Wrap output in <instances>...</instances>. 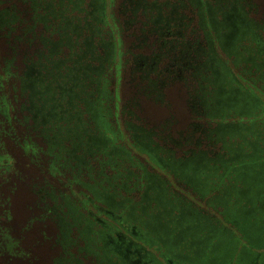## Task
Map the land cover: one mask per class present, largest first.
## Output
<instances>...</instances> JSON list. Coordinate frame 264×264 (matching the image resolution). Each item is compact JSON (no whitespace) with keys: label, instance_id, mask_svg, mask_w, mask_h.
<instances>
[{"label":"trees","instance_id":"1","mask_svg":"<svg viewBox=\"0 0 264 264\" xmlns=\"http://www.w3.org/2000/svg\"><path fill=\"white\" fill-rule=\"evenodd\" d=\"M19 1L23 2L21 8L13 0H0V264H130L129 258L137 257L131 256L136 252L134 247L126 258L119 253L121 240L116 237L112 241L107 233V229L114 231L113 222L125 223V219L114 217L89 196V192L113 193L116 200L122 201L117 206L132 205L138 211L134 213L138 218L141 193L151 183L147 178V182L141 181L134 167L143 165L135 155L123 153L129 143L122 144L120 136L109 131L106 121L103 103L107 96L102 77L111 60L113 45L107 41L108 45L99 46L97 32H90L95 25L88 22L86 27V17L63 13L65 8H76L72 0ZM118 12L126 29L131 28L128 53L133 105L138 107L143 99L163 102V88L178 83L187 94L194 120H203L194 128L198 145L214 139L209 133L214 124L205 120H221V115L206 114L203 106L211 87L207 85L211 59H221V70L226 69L222 76L224 87H235L240 98L246 97L245 102L258 104L251 115L236 120L248 121L252 130L243 125L230 134L241 133L246 137V142L240 140L243 151L247 152V137H259L261 132L258 141L264 150V131L255 125V119L264 117V102L256 94L257 91L264 94L261 47L264 41L253 38L257 28L264 33V14L260 20L253 18L258 14L256 3L252 0H121ZM211 18L217 24L216 29L211 26ZM229 21H235L242 33L232 36L227 48L222 37L224 24ZM76 23L78 27L74 28ZM49 35H57V40L53 41ZM87 36L90 45L83 44ZM229 60L236 75L227 64ZM258 83L262 84L260 88ZM240 102L232 108L239 107L243 103ZM128 114L133 131L147 129L150 137L175 148L163 157L175 170L171 164L176 159L175 151L180 152L177 157L184 154L181 160L187 155L184 130L172 134L166 125H147L135 112ZM95 135L106 138V144H94ZM140 141L134 139L130 145L144 153ZM263 150L258 157L246 153L234 161H221V185L226 183L221 190L226 206L222 214L226 215L229 207L233 215L235 208L244 203L239 187L248 180L238 176L244 167L233 168L246 164L254 173L259 172V164L264 165ZM149 161L153 166L158 165L154 158L149 157ZM174 170L173 175L186 181V173L179 170L174 173ZM215 174L218 176L219 172ZM219 183L215 179L214 184ZM232 184L236 186L231 187ZM155 190V186L149 188L148 193L153 196ZM134 195L140 199L135 200ZM18 196L25 215L18 216L12 209L13 198ZM149 207L154 210L153 205ZM262 213L256 209L254 216L237 224L246 234L251 221H255V226L261 223ZM99 214L108 219L100 218L104 223L98 222L94 215L99 217ZM97 224L102 228L96 227ZM234 234L238 243L241 237ZM247 249L250 258L264 264V251L255 257V252Z\"/></svg>","mask_w":264,"mask_h":264},{"label":"rangeland","instance_id":"2","mask_svg":"<svg viewBox=\"0 0 264 264\" xmlns=\"http://www.w3.org/2000/svg\"><path fill=\"white\" fill-rule=\"evenodd\" d=\"M74 1V7H68L65 8L64 14H72L71 16L78 15V16H84L86 19L92 24L94 29L90 32L96 33V40L99 38L102 41V44L99 46H105L104 44L107 43V41H110L113 45V52L111 56V60L109 62V65L107 64V68L105 70V75L102 77V85L105 86V94L107 98L104 101V107L105 112L107 113L106 121L109 125V131L112 133H116V136L119 135L121 138L122 144L127 143H133L134 139L130 135L129 127L127 121H131L130 118H128V113L135 112L143 121L144 124L147 125H154L158 127L167 126L169 128L170 132L172 134H175L178 130L182 131L184 130V135L189 134V131L191 128H194V126H189L190 121L194 120L193 111L187 104V94L185 93L182 86H180L178 83H173L170 86H166L162 90V99L161 101L156 100H140L138 107L136 105L132 104V99L134 97L133 88L131 87V84H129V77H130V54L128 53V49L131 45V38L129 34L131 33V28L128 30L122 23L123 19L119 15V3L121 0H72ZM95 2L96 4H101V8L94 9V6H90L89 2ZM254 3L258 6V14H254L253 18L260 20L262 13L264 14V0H252ZM15 2L17 7L22 6L23 2L19 0H13ZM9 4V2H8ZM48 9V8H47ZM67 15V16H68ZM264 17V15L262 16ZM98 19V21L96 20ZM69 20V18H68ZM98 22V23H97ZM97 27V28H96ZM96 30V31H95ZM263 30V29H262ZM260 30V28L255 30V36L254 39L259 38L261 41H264V33ZM90 32H86L87 34ZM86 34L85 32H83ZM80 34V35H84ZM52 37V40H57V35H49ZM258 40V39H257ZM224 47H227L226 45ZM259 47V45H258ZM263 47L264 50V46ZM102 48V47H101ZM228 48V47H227ZM65 51V50H64ZM221 56L224 57V54L221 53ZM3 56H1L2 59ZM243 61L246 59L245 57L242 58ZM228 66L232 68L233 73L236 75L237 71L234 69V66L232 62L228 61ZM239 75V74H238ZM100 85V86H102ZM262 84H257V87L260 88ZM259 95V100L264 102V94L257 93ZM131 99V100H130ZM130 100V101H129ZM128 102H130L128 104ZM248 102V101H247ZM258 103V102H257ZM128 104V105H127ZM249 108H240L233 106H223L221 105V111L219 112H207L206 114H220L221 115V123L228 124V123H234L236 120H239L240 116H248L253 113V111L257 110L258 104L251 105L250 102H248ZM251 105V106H250ZM256 123L255 125L261 126V131H264V117L259 116L257 119H255ZM199 122H203V120H196ZM244 127L247 130H252V127L249 126V122L244 120L243 122ZM131 124V123H130ZM165 126V127H166ZM249 133V132H247ZM259 137L261 138V132H259ZM175 136V135H173ZM193 140L196 139V135L194 134ZM222 138L228 140L231 139L235 142L240 141V135L237 134H230L226 133L225 135L221 136ZM249 138L247 141L248 148L247 152L250 153L249 156L251 157H258L259 153L261 151L260 147H253V140L256 139L253 136L247 137ZM262 138H264V134L262 135ZM195 142V141H194ZM161 143V141H160ZM259 143V142H258ZM139 147L145 151H148L147 154L144 151V153H131L137 157L139 162L143 165V167H138L137 165L134 167V171L139 173L142 178V182L146 181V176H144L145 171H153L154 173L160 175L162 178L165 179L167 185V194L171 197L178 198L183 201H191L193 205L196 208H200L204 213H215L217 215H221V222L224 223V225L229 229L230 231L236 232V235H238L239 241L236 244L232 254L230 253L227 255V257L224 259V262L230 261L232 264H251L252 258L250 256L244 255L243 252H245L243 249L246 247H249L253 252L255 253H262L264 251V239H258L254 240L251 239L248 234L243 231V229L237 224L240 220H246L249 217H241L238 216L236 213V208L234 210V214L237 216H232L229 211L226 212V215L222 214L223 211V199H221V205L215 201L214 197L215 195L219 194L220 191L223 189L224 185H221V190L219 185H215L214 187H210L209 191L206 192H197L196 189L191 188L187 185V182L182 179L181 177H176L175 174L171 173L174 169L171 168V165L163 158L164 153H155L154 151H151L149 147H145L142 145V143H139ZM260 146V143L258 144ZM253 153V154H252ZM264 153V150L262 151ZM175 156H178L180 152L174 153ZM253 156H252V155ZM149 157L154 158V162H156V166H153L152 163L149 161ZM264 157V154H263ZM237 157L233 156L231 157V160H235ZM254 159V158H252ZM264 162V161H263ZM246 165V164H245ZM245 165H241L242 167ZM162 167V168H161ZM223 171H221L222 173ZM175 173V171H174ZM262 174V175H261ZM257 175H260L259 178ZM256 178L259 180L264 179V173L257 172ZM143 176V177H142ZM226 181V178L223 180ZM223 184V183H222ZM254 186H257V183ZM102 186L98 185V188L101 189ZM218 187V188H215ZM259 188H261L264 191V181H262L259 184ZM206 193V194H205ZM90 198L95 200V203L100 206L101 208L107 209L110 211L114 217H120L124 218L125 223L129 226L136 225V236H138V240L143 242L145 244V247L149 249L155 256L161 257H167L171 258L172 264H180V263H186V260L183 259L182 254L180 255L179 249L176 245L174 247H169L167 244L162 243L156 236L161 235L159 232V235H156L152 232H148L145 227L140 223L138 220L141 219V217L135 218V215H129L126 214V211L129 210L128 205L129 204H122V206L118 207L117 204H112L108 200L106 201L104 197L101 195L102 192H95L94 194L89 192ZM135 200H138V196L134 195ZM244 203L246 202V198L243 197ZM13 205L12 209L16 215L21 216L25 215L23 210V202H21L20 196L17 198H13ZM23 200V198H22ZM120 200V199H118ZM257 200V199H256ZM253 202V206L257 209V211L260 209L258 207L259 202L258 200ZM24 201V200H23ZM155 202H152L151 205H153ZM249 203V202H248ZM127 206V207H126ZM181 205H176V208L172 211L174 215H178L180 213L179 208ZM264 207H262L263 209ZM264 210V209H263ZM239 213V212H238ZM99 217L101 219H108L106 215L99 214ZM110 220V219H109ZM255 221H251L249 225H253ZM138 226L140 227V230L138 231ZM98 228H102V225L97 224ZM262 230V229H261ZM264 230V229H263ZM233 232V233H234ZM243 232V233H242ZM248 232V231H247ZM263 232V231H261ZM108 236L112 241H114L116 238V234L114 231H110V229H107ZM247 237V238H245ZM263 235V233H262ZM186 239V238H185ZM241 239V240H240ZM177 247V249H176ZM241 252V254H240ZM223 261V260H222ZM256 264H259L258 260H256Z\"/></svg>","mask_w":264,"mask_h":264},{"label":"flooded vegetation","instance_id":"3","mask_svg":"<svg viewBox=\"0 0 264 264\" xmlns=\"http://www.w3.org/2000/svg\"><path fill=\"white\" fill-rule=\"evenodd\" d=\"M89 5L94 6V9H98L101 8L102 3L96 4L95 2L91 1L89 2ZM76 20L78 21L79 19L76 18ZM79 21H81V19ZM88 22L89 21L84 20L86 27ZM211 26L213 29L217 28V24L213 18H211ZM76 27H78L77 23L74 28ZM97 42L100 45L102 44L101 39H98ZM219 43L221 45V39L219 40ZM83 44H92L91 39H89L88 36L85 37ZM106 44L108 45L109 42L105 43L104 45ZM223 44L225 45V43ZM211 60V71L207 77V85H211V87L210 91H207L206 93L207 98L204 100L203 109H205L207 112H219L221 111V105H223L221 104L222 95L230 93L228 96H230L231 99L236 100L237 98L240 99L238 96L240 92L235 87L229 86L228 89L224 87L225 82L221 81V78L222 80L224 79L222 76L225 75L226 69L224 70L222 67L221 70V59L212 58ZM245 99L246 97L241 95V100L243 103L239 105V107H249L248 102L244 101ZM197 122L199 121L192 120L190 121L189 126H194L195 128ZM205 122H207V124H214L210 129L211 132L209 131L210 135H212L214 139H209V141L202 142L200 145H198V139L196 138L193 140L194 128H191L186 139L188 146L186 152H184L187 154L185 155V159H180L184 156V154L181 153L180 157L175 156L176 159L171 161V164L175 168L174 171L179 170L181 174L186 173L185 175L187 185L193 189H198L199 192H203L207 188L214 187L216 185L214 184L215 179L220 181L218 185L221 190V165H223L221 164V161H229V159H231L233 156H245L246 153H248L243 151L244 146H242L241 140L238 142H235L231 139L226 140L224 138L221 140V135L239 130L241 127H243V123L235 121L234 123L224 124L221 123V120H205ZM127 123L131 137L134 139H141L140 142L142 145L149 147L151 151H154L155 153L174 152L175 148L173 146L160 143L159 140L150 137L148 134L149 130L140 129V132H135L131 129L130 121H127ZM239 135L246 142V137L241 133H239ZM257 137L252 142L254 148L259 147V138ZM94 141V144L104 145L106 144L107 139L103 136L95 135ZM233 143L235 145H233ZM260 147L261 150H263V146ZM125 148L126 149H124L123 153H139V151H135L130 144H127ZM175 153H177V151H175ZM259 166L262 170L264 169L263 163H260ZM241 167L242 166L240 165V167H234L233 169L237 170ZM226 168L227 166H224V169ZM242 170L243 171L239 172L240 175L238 176H242L243 179H247L248 181H253V179H256L257 173H254L251 166L249 167L248 165H245L244 169ZM217 171L219 172L218 176L215 174ZM144 176H147V179L151 180V183L147 184L141 193V204L138 208L141 213L138 216L141 217V219L138 220L148 232H152L156 235H159L160 232L161 235L156 237L162 243L167 244L169 247H174L176 245L179 248L177 249L176 247V249L179 250L178 253H180V255L182 254L183 259L186 260V263L180 264H221L224 262V259L227 257V255L230 253L232 254L237 244L234 240L235 234L233 231L227 229L224 223L221 222V215H217L215 213H204L200 208H196L191 201L187 200L185 202L178 198L176 199L174 197L167 196L168 194L166 195L165 193L168 184L164 178L157 175L153 171H145ZM209 176H216V178H210ZM261 182L262 180H260V183ZM243 184L244 186L239 188L242 190V195L247 198V201L243 203L242 206L237 207L236 214L241 217L254 216L255 214L253 213L256 208L252 204L256 199H259V211L263 212L261 217L262 221L257 226L254 225L255 223L253 225H248L246 228L248 232L246 233H249L248 236L251 239H264V230H261L264 229V208L262 209V207H264V198H261V196H264V191L259 187H255L254 184H250V182H243ZM154 186L156 187V190L152 196L150 193H148V189H153ZM230 186L235 187L236 185L232 184ZM101 195L106 201L108 200L112 204L119 205L122 202L121 200H116L113 193L108 191H104V193ZM214 199L221 205V191L219 194L215 195ZM122 200L125 201L127 198ZM152 202H155L153 204L154 210H149V206ZM176 205H181L179 208L180 213L178 215L172 216L171 213L176 208ZM223 207L225 209V202H223ZM147 211L150 213H147ZM135 212L138 211H135L133 206L130 205L129 210L126 211V214L133 215ZM109 213L111 212L109 211ZM236 214L233 213L232 216H237ZM94 216L98 222L104 223L100 217L96 215ZM175 216H178V218L174 219ZM173 221L176 223L175 226L172 227ZM113 226L116 237L121 240L118 245L120 247L119 253H123L126 258H129V253L133 252L131 247H134L136 251L135 253L133 252L131 256H135L136 254L137 257H135V259L129 258L128 260L130 264H172L171 258H159L158 256H155L149 249L145 247L143 242L138 240L139 238L136 236V225L133 224L129 226L124 222L116 220V223L113 222ZM172 229H175V233L173 234L171 233ZM139 230L140 227L138 226V231ZM261 231H263V235ZM229 244L230 246L228 248H224L225 245ZM186 248L187 250L184 251ZM247 248L248 247H243L242 249L245 251L243 253L246 255V257L250 254ZM255 254V257L259 255V253ZM146 257L148 260H143V258ZM251 261V264H256L257 262L255 258Z\"/></svg>","mask_w":264,"mask_h":264},{"label":"water","instance_id":"4","mask_svg":"<svg viewBox=\"0 0 264 264\" xmlns=\"http://www.w3.org/2000/svg\"><path fill=\"white\" fill-rule=\"evenodd\" d=\"M224 26H225L224 27L225 29L223 31L222 43H225V45L231 43V41L229 39H231L232 36L236 35L237 33H242V32H240V27L235 24V21L234 22H232V21L225 22ZM221 81H223L222 78H221ZM229 94L230 93H227L226 95H222L221 104H223L225 106H229V105L231 106L233 104L235 105L237 103H241L240 102V101H242L241 98L240 99L237 98L236 100H234V99H231L230 96H228ZM240 108H243V107H240ZM260 170H261V168H260ZM240 172H242V171H240ZM243 182H245V181H243ZM248 182H254L255 185L257 183V186H255V187H259V184H260L259 179H253V181H248ZM246 183H247V181H246ZM246 201H247V198H246Z\"/></svg>","mask_w":264,"mask_h":264}]
</instances>
